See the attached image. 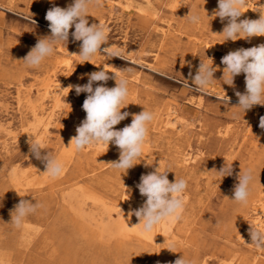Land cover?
I'll list each match as a JSON object with an SVG mask.
<instances>
[{
  "label": "rangeland",
  "instance_id": "rangeland-1",
  "mask_svg": "<svg viewBox=\"0 0 264 264\" xmlns=\"http://www.w3.org/2000/svg\"><path fill=\"white\" fill-rule=\"evenodd\" d=\"M72 3L0 0V257L8 264H174L182 255L194 264L251 261L257 251L251 226L260 222V229L264 227V128L260 127L264 106L245 113L237 107L236 92H245V75L236 76L233 86L225 84L221 60L230 51L264 44V36L226 41L221 33L227 20L214 16L218 0H101L100 7L90 5L87 19L89 25L106 27L108 44L120 51V57L101 51L81 64L82 41L72 37L73 26L68 41L59 43L52 57L39 68H28L23 58L38 40L51 35L46 12ZM241 11V19H258L264 0H247ZM192 13L200 15L199 25L189 23L187 15ZM201 62L214 67L216 79L202 92L193 90L189 76L196 74ZM100 70L129 80V105L121 111L130 115L114 126L116 130L130 125L132 114L143 108L155 114L143 155L127 171L109 164L119 160L120 150L114 144L101 148L116 155L110 161L95 153L98 145L77 152L70 143L86 118L82 105L88 94L65 88L88 83L89 74ZM50 79L62 81L58 90ZM101 83L116 85L110 78L94 82L93 87ZM36 108L51 119L46 121V132L45 121L31 115ZM32 138L45 144L42 156L49 152L63 163L59 178L44 173L45 161L30 152ZM225 166H231L232 175L221 178L217 171ZM249 168L253 170L249 201L241 205L231 199L239 173ZM156 169L168 172L170 182L175 177L188 181L184 213L189 217L181 231L177 224L172 226L174 247L166 254L162 241L157 256L147 244L144 249L135 242L119 243L124 237L115 231L110 236L104 232L100 240L83 232L76 222L79 209L89 215L83 224L99 233L108 220L103 203L111 208L108 223L119 221L124 211L117 208L121 198L117 195L128 182L133 184L128 185L133 190L127 192L128 200L135 196L141 208L147 198L137 185L142 175ZM21 199L43 207L16 228L10 222L11 212ZM259 252L255 264H264V249Z\"/></svg>",
  "mask_w": 264,
  "mask_h": 264
},
{
  "label": "clouds",
  "instance_id": "clouds-1",
  "mask_svg": "<svg viewBox=\"0 0 264 264\" xmlns=\"http://www.w3.org/2000/svg\"><path fill=\"white\" fill-rule=\"evenodd\" d=\"M90 5L102 6L101 0H73L67 8L52 7L46 12L45 19L49 22L51 35L38 40L37 44L23 58L28 68H39L42 63L52 57L56 47L61 42H67L69 31L75 41H82L78 56L81 64L89 62L97 53H107L112 57H120V51L108 44V30L101 23L89 25L87 19ZM247 6V0H218V8L214 12L223 22L227 20L221 34L225 40H250L252 37L264 36V13L260 12L258 19H240L244 14L241 10ZM188 21L193 25L201 23L198 13L188 14ZM102 45H108L103 47ZM77 55V54H76ZM221 63L225 66L223 77L225 84L234 85V78L241 73L245 75L246 90L236 92L238 108L244 113L256 105L264 106V44L250 48H240L230 51L222 57ZM214 67L201 62L194 76L189 73L194 91H204L216 79ZM115 79V87H106L104 83L93 87L94 82H107ZM75 89L77 95L87 93L82 108L86 118L76 128V135L70 143L75 150L81 152L93 146L114 144L120 150L119 160L109 163L114 169L125 170L134 167L137 160L143 155L145 144L149 138V125L155 119V114L143 108L139 114H132L130 125L120 130L114 126L125 120L130 113L121 110L126 108L129 97V80L121 76L119 79L110 77L108 72L100 70L89 74L88 83L84 85H69V91ZM228 99V98H227ZM226 99V100H227ZM260 127L264 128V117L260 118ZM30 152L38 160L45 161L44 172L51 179L59 178L64 172L63 163L51 153L41 154L45 144L38 139H30ZM221 178L232 175L231 166H225L217 171ZM168 172H154L142 175L137 185L139 192L145 196L144 205L134 212L138 217L139 226L144 233H151L163 221L173 223L183 218L186 201L184 193L188 188V181L184 178L170 182ZM253 181L251 168L239 173V183L234 188L233 200L241 205H247L250 196V186ZM43 207L39 202L21 199L11 212V223L16 228L24 226L30 215L35 214ZM252 244L257 249H264V230L252 227L250 231ZM174 247V246H173ZM174 264H194L191 259L180 256Z\"/></svg>",
  "mask_w": 264,
  "mask_h": 264
},
{
  "label": "bare ground",
  "instance_id": "bare-ground-1",
  "mask_svg": "<svg viewBox=\"0 0 264 264\" xmlns=\"http://www.w3.org/2000/svg\"><path fill=\"white\" fill-rule=\"evenodd\" d=\"M128 1V0H127ZM140 11H141V9H139ZM241 19V18H240ZM255 38V37H254ZM260 40V39H259ZM263 40V39H262ZM263 42H264V40H263ZM51 81V83H52V86H53V88L55 89V91L56 90H58V88H59V86H60V83L62 82L61 80L59 81V80H54V79H50ZM47 90L50 88V85L49 84H47ZM50 90V89H49ZM228 100V99H227ZM199 103V102H198ZM31 115H32V117L35 119V118H37V119H39V121L40 120H44L45 121V123L43 124L44 126H43V128H44V130L43 131H45L46 132V126H48V125H46V121L49 123L50 122V118H49V115H48V113H46V111H44V110H42L41 108L40 109H34L32 112H31ZM46 117V118H45ZM43 122V121H42ZM166 122V121H165ZM42 131V132H43ZM64 131V130H63ZM41 138V137H40ZM13 140V139H12ZM17 142H18V140H17ZM24 143V142H23ZM104 147H106V146H100V145H98L96 148V150H94L95 151V153H97V151H99L98 153H100L101 154V156H102V158L103 159H105V160H113V159H115L116 158V155L113 153V152H111L110 153V156L108 155L109 154V152H107V151H105V149H101V148H104ZM107 152V153H106ZM142 157V156H141ZM118 158V157H117ZM71 162V161H70ZM184 162L186 163L187 162V160H184ZM143 167V166H142ZM183 169H185V167H182ZM187 171V170H186ZM134 173V172H133ZM22 177V176H21ZM40 177V176H39ZM42 178V177H41ZM50 178V177H49ZM37 179V178H36ZM78 180V179H77ZM22 181V180H21ZM79 181V180H78ZM30 182H28V184H29ZM127 184V186L125 187V190H122L121 189V192H120V195H117V196H121V198L119 199V202H118V204H117V208H120V207H122L123 208V211H124V214L122 215L121 214V218L119 219V221H117V222H114V223H111V224H109L108 223V221H110V210H111V208H110V206L108 207V206H106L105 205V203H103L104 204V206H105V209H107L106 210V214H107V221H106V224H104V225H102L103 227H102V229H100V232L98 233L96 230H94V231H92L91 229H89L86 225H84L83 223H84V221L83 220H86V217H89V215L87 214V215H85V211L84 210H82L81 211V209H79V211H77L76 212V222L78 223V224H80L81 226H82V228L81 229H83V232L84 233H87L88 235V237L92 240L93 238L94 239H98V240H100L101 239V237H102V234L105 232H107L108 233V235L110 236V235H113L115 232H116V234L118 235V236H120V237H124V239H121L120 241H119V243H125V242H130V243H132V242H135L136 244H139L141 247H143L144 249H147V246L149 247V248H151L150 250H152L153 252H155L156 251V255L158 256L159 254H161L162 253V250L164 251V254H166L171 248H172V246H174V242H172V240H174L175 239V237H174V234L173 233H170L171 232V230H172V226L175 224V226H176V224H177V226H176V230L177 231H181L182 230V228L185 226V223H186V221H187V219H188V217H189V212H185L184 214H183V218L180 220V221H178L179 223H177V222H175V223H173V222H171V221H163L161 224H159V225H157L154 229H153V231L151 232V233H144V232H142V230H141V228L139 227V226H137V224L140 222L139 221V219H138V217H136L135 216V214H134V212L136 211V210H138L139 209V206H138V204H136L135 202H134V198L133 197H135V196H133L132 197V199L133 200H128V199H130L129 198V196H127V192L128 191H131V194L133 193V190H131L132 188H130V187H128V185H133V184H131V183H128V182H126ZM40 184V183H39ZM70 184V183H69ZM121 185V184H120ZM123 186H124V184H122ZM19 187H22V186H19ZM130 188V189H129ZM21 189V188H20ZM77 190V189H76ZM69 191V190H68ZM76 192L77 191H75V193L74 194H76ZM113 192H116V189L114 190L113 189ZM69 194V193H68ZM67 194V195H68ZM86 197L87 198H91V196L90 195H86ZM95 200H97V199H92V201L94 202ZM71 202V201H70ZM115 202H117V201H115ZM125 207V208H124ZM121 209V208H120ZM74 210V209H73ZM117 209H115V211H116ZM70 211V210H69ZM100 220V221H99ZM98 220V223H100V224H102V217H100V219ZM256 222V221H255ZM255 222H254V224H255ZM260 222H258L257 223V225L255 226V227H261V225L259 224ZM254 227V226H253ZM97 228H99V227H97ZM81 229H79L78 228V231L79 232H81L82 234H83V232H82V230ZM88 231H87V230ZM262 230H264V227L263 228H261ZM113 231H115V232H113ZM90 232V233H89ZM160 233H162L163 235L161 236L160 235ZM107 235V236H108ZM115 235V234H114ZM86 236V235H85ZM125 237L127 238V240L125 239ZM111 238V237H110ZM108 239V238H107ZM109 240V239H108ZM163 242V245H162V248H161V243L160 242ZM32 243V242H31ZM146 244H147V246H146ZM151 244H153L154 246L153 247H151L150 245ZM143 245V246H142ZM144 246H146V247H144ZM157 247V248H156ZM159 248H161L162 250H160ZM255 248V247H254ZM121 250H123V249H120L119 248V251H121ZM262 249H257V251H256V256L255 257H253L252 259H251V261H248V263H246V264H255L256 262L255 261H257L258 260V258H259V256H260V252L259 251H261ZM164 254H162L163 256H164ZM236 255V254H235ZM175 257V256H174ZM170 259V258H169ZM233 263V262H232ZM0 264H8V260H6V259H4L3 257H0Z\"/></svg>",
  "mask_w": 264,
  "mask_h": 264
}]
</instances>
